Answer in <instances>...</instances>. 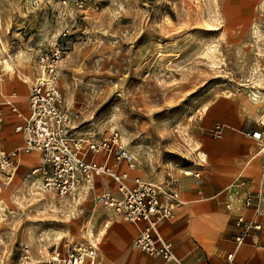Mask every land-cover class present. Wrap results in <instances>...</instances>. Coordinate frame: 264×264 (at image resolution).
Segmentation results:
<instances>
[{
  "label": "rangeland",
  "instance_id": "374dc122",
  "mask_svg": "<svg viewBox=\"0 0 264 264\" xmlns=\"http://www.w3.org/2000/svg\"><path fill=\"white\" fill-rule=\"evenodd\" d=\"M54 47L73 131H118L135 176L162 197L201 165L212 99L241 96L264 123V0H0V84L25 66L31 82ZM1 176L0 264H45L65 239L92 240L107 215L91 190L59 198L34 177Z\"/></svg>",
  "mask_w": 264,
  "mask_h": 264
},
{
  "label": "crops",
  "instance_id": "0c3cea01",
  "mask_svg": "<svg viewBox=\"0 0 264 264\" xmlns=\"http://www.w3.org/2000/svg\"><path fill=\"white\" fill-rule=\"evenodd\" d=\"M33 74V69L25 66L21 75L10 74L0 84L3 115L0 140L6 149L23 143L22 116L28 112ZM201 123L205 131L200 139L203 161L195 171L197 175L180 176L170 184L169 190L178 199L174 207L175 219L160 221L158 230L171 241L174 253L185 264H264V227L237 243L235 236L239 229L234 224L239 213L254 215L258 222L264 223V185L260 182L264 167V139L258 141L251 136V132L256 130H261L264 136V123L252 104L241 96L212 99L204 110ZM216 125H220L218 130H214ZM87 160L103 162L105 156L103 153H90ZM40 161L37 151L21 152L13 174L14 181L32 177L29 172ZM116 170L127 172L129 179L136 174L125 161H119ZM1 175L0 184L3 180ZM13 176L7 179L10 181ZM97 178L98 185H92L93 193L116 188L117 183L107 175L94 176L92 184ZM239 179L246 180L244 187L236 183ZM81 190L88 189L84 186ZM246 191L259 193L257 214L252 207L244 208L239 203ZM225 202L230 203V208L225 206ZM104 212L107 215L102 226L96 234L91 230L89 236L95 243L98 260L102 264H156L153 257L133 244L134 236L144 222L126 223L116 215Z\"/></svg>",
  "mask_w": 264,
  "mask_h": 264
},
{
  "label": "built area",
  "instance_id": "2783aa9c",
  "mask_svg": "<svg viewBox=\"0 0 264 264\" xmlns=\"http://www.w3.org/2000/svg\"><path fill=\"white\" fill-rule=\"evenodd\" d=\"M81 7V3H78ZM62 57L61 49L54 47L42 51L37 58L38 72L30 85L28 112L23 115L21 131L22 145L6 149L0 140V173L10 179L16 171L19 154L37 151L40 163L33 167L29 175L38 178L41 186L66 198L78 193L84 186L92 189L94 176L107 175L116 183L114 190L105 189L93 194L94 201L104 210L116 215L126 223L144 222L136 232L133 244L156 260V264H185L172 248L171 241L166 240L158 230L162 220H174V207L178 204L177 196L166 191L164 196L155 183L116 170L119 161H125L129 169H134L136 158L124 146L118 131L112 130L107 136L95 139L78 135L71 128V118L62 108V96L58 86V64ZM21 115V113H18ZM3 115L0 108V127ZM216 125L214 130H218ZM251 136L260 141L264 139L261 130L251 132ZM264 148V146H262ZM103 153V162L87 160V155ZM186 174L197 175L188 171ZM128 181H131L130 183ZM264 185V167L260 174ZM244 187L246 180L236 182ZM259 193L246 191L239 199L242 207H252L257 214ZM230 208V203L225 202ZM234 224L239 229L235 236L237 243L243 242L251 233L258 232L264 223L255 216L237 214ZM231 258V255H228ZM45 264H102L98 260L94 241H75L67 238L63 247L55 248L49 253ZM202 264H208L206 262Z\"/></svg>",
  "mask_w": 264,
  "mask_h": 264
},
{
  "label": "bare ground",
  "instance_id": "6f19581e",
  "mask_svg": "<svg viewBox=\"0 0 264 264\" xmlns=\"http://www.w3.org/2000/svg\"><path fill=\"white\" fill-rule=\"evenodd\" d=\"M257 97H258L257 95L253 94V96H252L251 98L255 101ZM256 101H257V100H256ZM86 232H87L86 234H88L89 231L86 230ZM90 234H92V233H90ZM89 236H90V235H89Z\"/></svg>",
  "mask_w": 264,
  "mask_h": 264
}]
</instances>
